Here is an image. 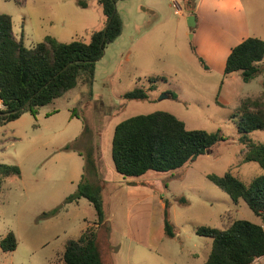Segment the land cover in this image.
Instances as JSON below:
<instances>
[{"label": "rangeland", "instance_id": "1", "mask_svg": "<svg viewBox=\"0 0 264 264\" xmlns=\"http://www.w3.org/2000/svg\"><path fill=\"white\" fill-rule=\"evenodd\" d=\"M185 1L178 0L180 9ZM253 1L255 8H247V15L254 32V16L264 8V0ZM115 9L122 21L121 34L95 63L92 86L79 81L35 116L25 112L0 126V163L20 170L19 178L0 185V239L12 232L17 242L12 252L0 250V264H63L66 240L77 239L85 230L100 234L102 257L111 264H202L211 239L196 235L197 227L224 228L234 220L260 223L243 200L234 204L207 175L229 171L248 183L261 173L256 163L242 162L233 99L259 95L264 75L243 83L236 73L237 78L221 83L214 73L203 70L190 51L192 29L185 13L177 14L170 0H122ZM0 13L11 17L13 33L25 48L46 36L62 43H87L105 24L98 0H0ZM150 78L153 90L147 91ZM134 89L144 90L148 98H123ZM161 95L165 97L158 99ZM153 112L170 113L187 129L219 131L225 140L171 172L149 171L123 179L110 155L114 127ZM84 124L87 130L82 133ZM249 138L264 141V130L253 131ZM67 144L72 150L62 151ZM89 154L102 184L100 231L95 211L84 198L66 204V212L57 219L38 220L76 190ZM86 178L99 184L93 175L86 173ZM131 182H142L147 198L129 196ZM165 202L172 238L164 233ZM129 207L132 215L140 207L150 211L147 245L128 235ZM253 264H264V259Z\"/></svg>", "mask_w": 264, "mask_h": 264}, {"label": "trees", "instance_id": "2", "mask_svg": "<svg viewBox=\"0 0 264 264\" xmlns=\"http://www.w3.org/2000/svg\"><path fill=\"white\" fill-rule=\"evenodd\" d=\"M117 1L122 0H98L105 24L90 35L87 43L80 40L62 43L46 36L41 42L25 48L22 39L16 38L13 33L11 17L0 13V126L17 120L25 112L35 116L40 107L63 96L79 81L92 86L95 63L103 55L106 45L121 34L122 21L115 9ZM184 8L193 12L190 0L185 1ZM189 45L195 55L194 46L192 43ZM263 59L264 41L246 38L231 49L223 75L238 72L241 81L247 83L264 74ZM197 60L203 68H207L201 58L197 57ZM148 81L150 86L146 90L151 91L153 79ZM261 85L263 90L260 94L240 100L233 114L237 120L238 142L243 146L242 162L256 163L261 173L248 183L229 171L221 176L207 175V179L234 204L243 200L260 223L234 220L224 228L197 227L196 235L211 239L209 254L202 264H253L264 257V141L254 142L249 138L253 131L264 130V82ZM123 98L145 100L148 96L144 90L134 89L124 93ZM86 130L84 124L82 133ZM224 140L219 131L187 129L172 114L153 112L119 122L113 130L110 155L115 172L123 179L139 178L149 171L164 173L181 168ZM61 150L72 148L67 144ZM78 155L81 156V153ZM84 164L76 190L65 197L60 205L42 212L38 220L51 218L63 211L66 204L84 198L95 211L96 226L100 231L104 222L99 197L102 184L95 174L90 154L85 155ZM86 173L96 177L99 184L86 178ZM10 176L20 177L19 168L0 163V185ZM138 184L144 185L142 182ZM180 202L184 204L185 200L181 199ZM167 208L168 203L165 202L164 233L172 238L174 232ZM101 238L97 231L85 230L77 239L67 240L61 257L63 264H111L102 257ZM16 243L15 235L8 232L0 239V250L12 252Z\"/></svg>", "mask_w": 264, "mask_h": 264}, {"label": "crops", "instance_id": "3", "mask_svg": "<svg viewBox=\"0 0 264 264\" xmlns=\"http://www.w3.org/2000/svg\"><path fill=\"white\" fill-rule=\"evenodd\" d=\"M192 6V13L182 8L181 12L177 14L182 15L185 13V20L189 15L194 17L195 26L190 28L192 29V35L190 37L195 49L194 57H200L207 67L203 70L214 73L215 76L220 78L221 83L231 79L233 76L237 78L235 74L238 72L223 75L226 58L231 49L246 38L253 37L264 40V8L260 9L256 13V16H254L253 24L256 30L253 32L250 28L249 17L247 15V8H255L253 0H193ZM262 63L264 64V59ZM239 102L240 100L233 99L235 107ZM70 117H73V115L71 114ZM10 178L17 179L19 177L10 176L5 178L4 181ZM128 184L126 192L129 196L133 195L137 200L143 199V197L147 198L148 194L143 191V186L137 182ZM137 195L138 197H136ZM66 210L67 207L64 206L63 211L47 220L59 218ZM149 218L150 211L148 208L140 207L132 215L130 214L129 207L127 217L128 235L133 240L144 243V245H147L149 238ZM263 259L264 257H261L258 260Z\"/></svg>", "mask_w": 264, "mask_h": 264}, {"label": "water", "instance_id": "4", "mask_svg": "<svg viewBox=\"0 0 264 264\" xmlns=\"http://www.w3.org/2000/svg\"><path fill=\"white\" fill-rule=\"evenodd\" d=\"M186 24L189 28H193L195 26V20H194V17L192 15L187 16ZM164 97H165L164 95H161L158 99H161ZM206 153H208V151Z\"/></svg>", "mask_w": 264, "mask_h": 264}, {"label": "built area", "instance_id": "5", "mask_svg": "<svg viewBox=\"0 0 264 264\" xmlns=\"http://www.w3.org/2000/svg\"><path fill=\"white\" fill-rule=\"evenodd\" d=\"M170 5L176 13H180L181 9L179 8L178 0H170Z\"/></svg>", "mask_w": 264, "mask_h": 264}]
</instances>
